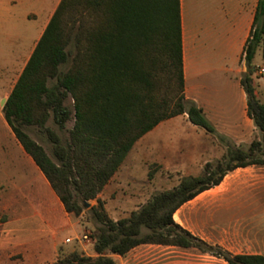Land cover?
I'll return each instance as SVG.
<instances>
[{"label":"trees","instance_id":"16d2710c","mask_svg":"<svg viewBox=\"0 0 264 264\" xmlns=\"http://www.w3.org/2000/svg\"><path fill=\"white\" fill-rule=\"evenodd\" d=\"M264 49V0H259L242 60L248 114L264 134V103L256 96L254 58ZM70 64L67 71L61 68ZM176 82L174 92L172 82ZM74 125L63 141L72 111ZM3 114L12 131L45 174L66 211L78 216L97 199L134 145L161 122L187 114L195 126L216 133L203 110L185 96L180 0H61L27 66L8 97ZM38 125L54 143L59 165L24 129ZM264 166V137L248 148H228L198 176L154 195L129 217L112 220L98 200L100 223L92 258L74 251L53 264H116L142 244L196 248L228 264H264L261 255H235L193 235L174 220L185 203L222 183L237 168Z\"/></svg>","mask_w":264,"mask_h":264},{"label":"crops","instance_id":"0c3cea01","mask_svg":"<svg viewBox=\"0 0 264 264\" xmlns=\"http://www.w3.org/2000/svg\"><path fill=\"white\" fill-rule=\"evenodd\" d=\"M185 96L203 110L216 133L192 124L187 114L161 122L151 137L158 177L138 179L129 158L98 195L108 216L124 219L154 195L175 188L184 176H198L228 148H248L264 134L248 114L242 60L259 0H180ZM61 0H0V264H53L77 240L84 255L98 257L81 240L79 222L66 211L48 179L26 152L3 114V107L27 66ZM254 65L264 69L263 63ZM257 98L264 103V76L254 72ZM129 163V165H128ZM264 166L237 168L222 183L185 203L174 220L204 241L235 255L264 256V223L248 229L235 216L224 223L211 216L216 204L236 200L220 195L227 178ZM145 174L147 176H145ZM233 176V175H232ZM140 177V176H139ZM264 186V180H263ZM216 192V195H205ZM178 217V219H177ZM198 218L197 224L192 219ZM70 239V242L67 240ZM116 264H228L196 248L142 244L126 255L108 254Z\"/></svg>","mask_w":264,"mask_h":264},{"label":"rangeland","instance_id":"374dc122","mask_svg":"<svg viewBox=\"0 0 264 264\" xmlns=\"http://www.w3.org/2000/svg\"><path fill=\"white\" fill-rule=\"evenodd\" d=\"M262 53L263 52H259L257 56V62L259 64L263 63L262 61L264 56ZM69 66L70 64H67L63 66L61 70L67 71ZM171 84L174 92H176L177 84L175 80ZM73 104V99L69 96L65 101V105L71 109L72 115L71 119L65 124V127L62 130L53 122L52 118H50L46 124V126L57 134L63 141L69 140V132L74 125L75 120L73 115ZM24 129L45 149L51 160L59 165V161L54 152V143L46 131L38 125L25 126ZM258 138L259 137L256 139ZM128 158L130 159L128 160L129 163H131L130 167L136 172L138 179H141L142 173H146L150 178L154 176L156 178L158 177L156 166L152 163L153 157L151 156L150 136H146L141 144H135L128 154L127 159ZM216 161H214V163H216ZM146 174L145 176H147ZM232 175L227 178L223 186L218 191L220 195L236 200H231L228 203L224 202L222 204H216L212 209L214 213L211 216H214L215 219L221 220L224 223L237 216L240 220L245 221L244 227H246V229H248L250 221H255V224L258 225L257 229L262 230L264 223V169L253 168L248 172H237ZM205 195H216V192H210ZM98 200L100 199L97 197L95 200L86 202L89 205L88 207H85L82 204V211L78 216L71 214L72 217L80 224L81 231L79 233V238L87 234L93 241L96 229L100 226V223L96 220L92 211V207L98 206ZM100 201L102 202V200ZM192 222L197 224L198 218L196 219V217H194ZM77 245V240H74L69 249L61 251L60 254L66 256L74 251L82 253L77 249Z\"/></svg>","mask_w":264,"mask_h":264},{"label":"built area","instance_id":"2783aa9c","mask_svg":"<svg viewBox=\"0 0 264 264\" xmlns=\"http://www.w3.org/2000/svg\"><path fill=\"white\" fill-rule=\"evenodd\" d=\"M254 72L258 73L260 76H264V69L261 68V67H256ZM81 240L87 241V242H89V243H92V242H93V241H92V238H91L89 235H87V234H85V235L81 238ZM67 242H70V239H68Z\"/></svg>","mask_w":264,"mask_h":264},{"label":"water","instance_id":"95a60500","mask_svg":"<svg viewBox=\"0 0 264 264\" xmlns=\"http://www.w3.org/2000/svg\"><path fill=\"white\" fill-rule=\"evenodd\" d=\"M89 205H88V203H85V207H88Z\"/></svg>","mask_w":264,"mask_h":264}]
</instances>
